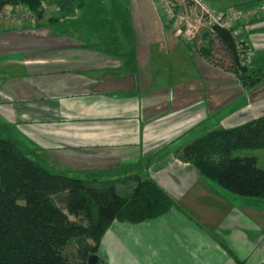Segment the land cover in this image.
<instances>
[{
  "label": "crops",
  "instance_id": "0c3cea01",
  "mask_svg": "<svg viewBox=\"0 0 264 264\" xmlns=\"http://www.w3.org/2000/svg\"><path fill=\"white\" fill-rule=\"evenodd\" d=\"M207 1L222 11L264 3ZM128 5L117 44L75 24L0 22V136L51 172L115 180L127 194L132 176L150 178L183 209L113 221L97 264H264V200L222 190L181 157L206 131L264 116V75L243 86L199 52L214 40L206 31L184 41L155 0ZM242 32L264 73V12Z\"/></svg>",
  "mask_w": 264,
  "mask_h": 264
},
{
  "label": "trees",
  "instance_id": "16d2710c",
  "mask_svg": "<svg viewBox=\"0 0 264 264\" xmlns=\"http://www.w3.org/2000/svg\"><path fill=\"white\" fill-rule=\"evenodd\" d=\"M87 2L0 0V9L20 4L34 14L35 26H41L59 21L44 19L46 5L65 14L84 9ZM199 52L208 62L233 71L245 87L263 78L261 68L241 72L217 34ZM255 148H264V116L206 131L183 146L181 157L222 190L264 200V168L257 166L256 155L235 153ZM132 180L134 187L124 195L115 180L88 181L51 172L0 136V264H87L91 255L98 256L101 239L113 221L140 223L173 208L183 211L154 180L139 175ZM72 244L74 256H69Z\"/></svg>",
  "mask_w": 264,
  "mask_h": 264
},
{
  "label": "built area",
  "instance_id": "2783aa9c",
  "mask_svg": "<svg viewBox=\"0 0 264 264\" xmlns=\"http://www.w3.org/2000/svg\"><path fill=\"white\" fill-rule=\"evenodd\" d=\"M173 35L184 41H194L201 32H213V24L225 28L231 34L241 65L249 66L253 61V50L242 32L244 21L264 12V3L250 9L222 11L214 8L207 0H155ZM16 15L35 19L32 12L20 5H5L0 9V22Z\"/></svg>",
  "mask_w": 264,
  "mask_h": 264
},
{
  "label": "rangeland",
  "instance_id": "374dc122",
  "mask_svg": "<svg viewBox=\"0 0 264 264\" xmlns=\"http://www.w3.org/2000/svg\"><path fill=\"white\" fill-rule=\"evenodd\" d=\"M87 1H88L87 5L84 9L74 10V12H68L65 14H63L60 10L56 9L53 5L48 4L45 6L46 9L44 13V19L47 20L50 17L58 18L59 21L57 22V27L59 30H66V29L71 30L72 29L71 25L75 24L77 26L76 29L83 33L91 34L92 32L102 31L107 38L106 40L117 44L119 41V36L115 32L114 26H117L119 23H124L123 21L126 20L127 16L125 17L126 12L124 11V8L127 6L129 7L128 0H87ZM221 1H225V0H221ZM212 6L216 8L214 4ZM11 18L15 19L19 23L27 22L30 24L36 22V17L35 19L30 17L26 18L25 15H16ZM3 20H7V19H3ZM101 26L103 27L98 29ZM203 33L204 32H201V35ZM206 33L208 35L213 36V38L216 35L215 32L213 33L206 31ZM252 65L253 62L251 63V65L249 66L247 65V67L251 68ZM251 152L256 155L257 166L264 168V148H255L248 150L243 149V150H238L235 153L244 155ZM120 192L124 195L127 194L125 192V187H120ZM71 218L73 219V217ZM73 246L74 244L70 245L67 249V254L69 256H74Z\"/></svg>",
  "mask_w": 264,
  "mask_h": 264
},
{
  "label": "water",
  "instance_id": "95a60500",
  "mask_svg": "<svg viewBox=\"0 0 264 264\" xmlns=\"http://www.w3.org/2000/svg\"><path fill=\"white\" fill-rule=\"evenodd\" d=\"M212 28L214 32L219 36V38L224 42L227 48L230 50L232 59L235 62V64L239 67L240 71L243 73L247 72L248 67L240 64V61L236 53L235 42L229 31L225 28L219 27L216 24H213ZM97 262H98V256L96 254H93L88 258L87 264H97Z\"/></svg>",
  "mask_w": 264,
  "mask_h": 264
}]
</instances>
